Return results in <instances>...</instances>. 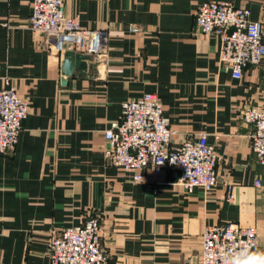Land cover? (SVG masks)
<instances>
[{
    "label": "crops",
    "instance_id": "crops-1",
    "mask_svg": "<svg viewBox=\"0 0 264 264\" xmlns=\"http://www.w3.org/2000/svg\"><path fill=\"white\" fill-rule=\"evenodd\" d=\"M205 1L65 0L67 15L107 34L103 59L66 76L73 53L51 51L30 29L31 0H0V88L29 103L15 148L0 154V264H49L51 236L93 214L104 264H198L203 228L224 223L256 229L253 264H264V166L238 113L264 105V62L240 79L221 66L220 38L194 31ZM212 1L264 22V0ZM145 93L162 102L172 145L205 134L215 146L210 192L186 193L170 168L133 182L105 159L104 131Z\"/></svg>",
    "mask_w": 264,
    "mask_h": 264
},
{
    "label": "built area",
    "instance_id": "built-area-1",
    "mask_svg": "<svg viewBox=\"0 0 264 264\" xmlns=\"http://www.w3.org/2000/svg\"><path fill=\"white\" fill-rule=\"evenodd\" d=\"M28 26L41 33L45 46L55 53H79L94 62L106 54V32L82 27L66 14L65 0H31ZM129 30L138 31L132 26ZM194 31L220 38L219 62L235 79L242 78L246 67L264 62V22L252 20L246 7L227 1L202 2L195 11ZM28 112V100L15 87L0 88V154L15 148ZM238 113L252 127L250 146L264 166V105H245ZM176 134L160 99L145 93L124 101L120 117L104 131V157L129 173L133 182L142 181L148 172L158 175L170 168L186 193L195 188L210 192L218 181L216 166L220 157L215 146L205 134L172 145ZM100 229L95 214L78 225L62 227L48 243L49 264H104L106 252ZM256 246L253 227L236 223L208 225L201 232L198 264H253Z\"/></svg>",
    "mask_w": 264,
    "mask_h": 264
},
{
    "label": "water",
    "instance_id": "water-1",
    "mask_svg": "<svg viewBox=\"0 0 264 264\" xmlns=\"http://www.w3.org/2000/svg\"><path fill=\"white\" fill-rule=\"evenodd\" d=\"M89 59L87 55L67 53L64 55L62 70L66 76H70L74 70L81 72L86 68V61Z\"/></svg>",
    "mask_w": 264,
    "mask_h": 264
}]
</instances>
